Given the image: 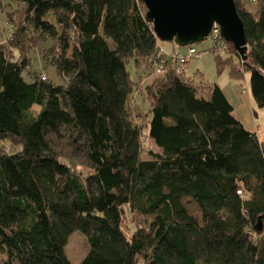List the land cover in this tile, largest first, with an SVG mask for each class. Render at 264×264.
<instances>
[{
    "label": "trees",
    "instance_id": "1",
    "mask_svg": "<svg viewBox=\"0 0 264 264\" xmlns=\"http://www.w3.org/2000/svg\"><path fill=\"white\" fill-rule=\"evenodd\" d=\"M6 1L0 264H72L65 247L76 231L88 244L79 264H264V143L220 87L186 76L201 56L195 45L177 73L172 59L190 46L164 50L139 0ZM234 3L246 58L210 38L203 52L219 72L235 58L231 77L249 73L264 109V0ZM43 40L59 82L30 72ZM162 59L167 69L155 74ZM129 63L147 79L134 80ZM148 142L158 151L143 159Z\"/></svg>",
    "mask_w": 264,
    "mask_h": 264
},
{
    "label": "rangeland",
    "instance_id": "2",
    "mask_svg": "<svg viewBox=\"0 0 264 264\" xmlns=\"http://www.w3.org/2000/svg\"><path fill=\"white\" fill-rule=\"evenodd\" d=\"M14 10V6L9 4L6 0H0V41L8 39L10 27L5 22L7 13H11ZM207 39V38H206ZM160 46L167 50L172 47V43L161 42ZM51 47L50 41H37L35 47L29 53L30 60V72L32 74L39 75L41 73L45 75L46 78H50L54 81L58 79L56 71L53 67L45 64L42 57V52ZM69 49H71V44H69ZM195 48L201 53L200 58H195L188 64V69L186 71V76L191 78L194 82H204L206 84H216L223 91L229 102L234 108L235 118L242 124V126L250 131L256 132L259 136L261 143H264V109L256 108L255 102L251 96L249 73H244L242 78L231 77V69L238 66V61L233 58V62L230 64H224L221 71H218V67L215 63L216 55L211 52H203L210 48V43L208 40L195 44ZM179 51L185 54V48H180ZM232 51V50H231ZM70 50L68 51V56H70ZM199 57V55H197ZM222 59L225 60L226 57L222 55ZM130 72H132V78L139 81H144L147 79V68L142 67L134 71L133 64L128 65ZM59 82V81H57ZM136 101V98H135ZM139 105L143 112H148L149 103L147 101H139ZM10 150V149H9ZM153 150L157 152L158 149L148 142L143 153V159L148 158L147 151ZM189 210L191 213L198 215L197 207L191 203L189 205ZM134 219L128 218L126 226V232L130 234V231L134 229L132 222ZM138 221H136V224ZM263 225V224H260ZM88 251V244L86 238L80 232H73L69 238L67 245L65 247V254L68 260L72 264H79L84 258ZM1 258H4L0 256Z\"/></svg>",
    "mask_w": 264,
    "mask_h": 264
},
{
    "label": "water",
    "instance_id": "3",
    "mask_svg": "<svg viewBox=\"0 0 264 264\" xmlns=\"http://www.w3.org/2000/svg\"><path fill=\"white\" fill-rule=\"evenodd\" d=\"M156 38L177 47L203 42L214 25L223 41L231 44L242 59L248 49L243 23L234 0H139Z\"/></svg>",
    "mask_w": 264,
    "mask_h": 264
},
{
    "label": "built area",
    "instance_id": "4",
    "mask_svg": "<svg viewBox=\"0 0 264 264\" xmlns=\"http://www.w3.org/2000/svg\"><path fill=\"white\" fill-rule=\"evenodd\" d=\"M207 38H210L214 42H218L219 40H222L220 37V30L218 26L214 25L209 36ZM196 54V50L190 46L188 49V55L186 57L181 55H175L172 59V67H174L177 70V73H180L181 70L185 67L186 63L193 57V55ZM167 62L166 60L162 59L159 61L155 68V74H164L166 71ZM44 79V77H42Z\"/></svg>",
    "mask_w": 264,
    "mask_h": 264
},
{
    "label": "crops",
    "instance_id": "5",
    "mask_svg": "<svg viewBox=\"0 0 264 264\" xmlns=\"http://www.w3.org/2000/svg\"><path fill=\"white\" fill-rule=\"evenodd\" d=\"M172 49H173V47H169V48H168V50H172ZM258 138H259V136H258Z\"/></svg>",
    "mask_w": 264,
    "mask_h": 264
}]
</instances>
